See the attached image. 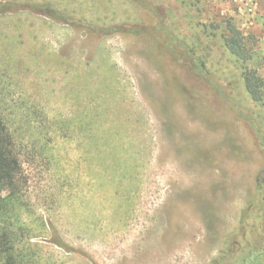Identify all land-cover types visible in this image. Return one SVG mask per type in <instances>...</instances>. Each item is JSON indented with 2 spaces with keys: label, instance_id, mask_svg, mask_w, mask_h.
Instances as JSON below:
<instances>
[{
  "label": "rangeland",
  "instance_id": "rangeland-1",
  "mask_svg": "<svg viewBox=\"0 0 264 264\" xmlns=\"http://www.w3.org/2000/svg\"><path fill=\"white\" fill-rule=\"evenodd\" d=\"M228 21L264 73V0H0L21 264L230 263L253 199L264 221V104Z\"/></svg>",
  "mask_w": 264,
  "mask_h": 264
},
{
  "label": "trees",
  "instance_id": "trees-1",
  "mask_svg": "<svg viewBox=\"0 0 264 264\" xmlns=\"http://www.w3.org/2000/svg\"><path fill=\"white\" fill-rule=\"evenodd\" d=\"M223 40L230 53L242 64L247 92L253 101L264 104V73H260L258 67L249 65L254 57L250 40L231 21L226 23ZM262 65L264 66V59ZM16 145L19 144L11 130L0 121V264H21L25 257L30 261L36 255V252L28 247L22 254L18 253L17 244L23 239L30 240L31 237L27 235L29 233L26 232L27 228L22 220L26 209V180L22 174ZM263 187L264 183H259L260 194H263ZM258 201L259 199H253L243 212L240 239L236 244V252L229 256V264L264 263V218L260 225L256 221L251 224L250 221L255 218Z\"/></svg>",
  "mask_w": 264,
  "mask_h": 264
}]
</instances>
